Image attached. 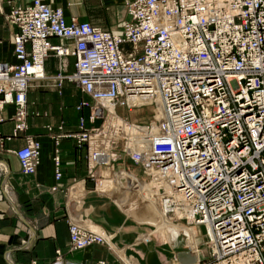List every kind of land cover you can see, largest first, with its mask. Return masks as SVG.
<instances>
[{
    "label": "built area",
    "instance_id": "built-area-1",
    "mask_svg": "<svg viewBox=\"0 0 264 264\" xmlns=\"http://www.w3.org/2000/svg\"><path fill=\"white\" fill-rule=\"evenodd\" d=\"M122 3L127 18L119 32L66 19L60 6L43 0L10 4L4 17L16 26L10 35L14 61L0 60V107L13 105L6 137L26 127V89L31 79L46 77L44 57L54 54L62 64L72 55L73 69L55 73V82L66 78L85 92L90 99L76 107L87 105L88 118L101 121L85 127L79 117L75 132H57L53 138L72 136L77 145L86 143V175L93 184L100 177L98 164L111 166L127 156L146 168L148 180L172 189L158 187L162 215L178 209L172 220L190 217L201 227L207 253L182 264H264V0ZM51 35L68 42L51 43ZM143 98L158 112L147 152L127 151L124 143L120 151L113 142L111 164L101 151L92 154L88 139L108 111L101 102L124 106ZM144 125L150 128L149 122ZM39 147L34 135L24 134L12 150L23 173L35 170ZM53 163L57 178V154ZM66 220L69 249L92 243L110 247L105 230L67 212ZM21 244L27 246L28 239ZM55 253L58 257L59 250Z\"/></svg>",
    "mask_w": 264,
    "mask_h": 264
},
{
    "label": "crops",
    "instance_id": "crops-1",
    "mask_svg": "<svg viewBox=\"0 0 264 264\" xmlns=\"http://www.w3.org/2000/svg\"><path fill=\"white\" fill-rule=\"evenodd\" d=\"M26 1L0 2V60L14 61L10 35L16 30V26L5 19L4 12L10 4ZM43 1L60 6L66 19L74 17L87 20L93 25L114 32L120 31L123 20L127 18L122 0ZM48 40L51 43L68 42L54 35L48 36ZM73 60L72 55H66L61 64L54 54L44 57L42 67L46 77L29 81L25 93L26 127L18 135L6 137L10 135L13 127L12 103H3L0 107V264H52L57 258L60 261L56 264H92L97 259H103L104 264H121L114 254L124 259L125 264H158V260L163 264L164 250L159 249L155 242H140L135 235L132 219H127L117 203L123 204L130 214L136 204H142L140 199L135 198L136 194L143 193L141 195L146 199V203L141 209V214L143 218L155 224V228L150 232L157 231L159 220L162 223L169 222L166 238L172 245L173 253H177L175 249L183 238L179 231L172 232L173 225L187 230L192 234L193 240L201 238L200 229L196 226L183 228L177 223L160 219L154 180L148 188V181L143 182L142 188L141 185L138 188L129 186V183L137 181V177H147L146 170L144 174L137 173L142 171L140 164L131 163L130 167V163L122 161L116 165H102V186L97 187L86 175V143L77 145L72 136H61L56 140L53 138L57 132H75L79 117L83 118L85 127L93 125L88 118V106L76 107L80 100H88L89 96L68 79L62 78L60 83L56 84L53 77L58 71L70 72L73 69ZM128 104L139 103L133 100ZM116 109L115 107V113ZM129 117L131 116L128 115ZM58 124L61 125L60 128ZM104 124L105 122L102 123L101 130L105 129ZM46 125H49L50 129H47ZM24 134L34 135L40 145L39 160L31 173H23L20 170L12 151L23 143ZM102 142L91 135L88 139L90 152L94 154L99 151L100 145H104ZM54 154L58 156L60 174L57 178L54 177ZM92 160L93 158L90 163ZM115 166L118 171L114 169ZM123 166L124 169L120 170ZM123 179L128 181L127 188L122 184ZM52 185L55 187L50 188ZM66 212L72 219L107 231L111 236V249L98 243L69 249ZM22 239H28L27 246L21 244ZM188 246L185 249L193 254L194 258H197V248H205ZM55 249L59 250L58 257Z\"/></svg>",
    "mask_w": 264,
    "mask_h": 264
},
{
    "label": "rangeland",
    "instance_id": "rangeland-1",
    "mask_svg": "<svg viewBox=\"0 0 264 264\" xmlns=\"http://www.w3.org/2000/svg\"><path fill=\"white\" fill-rule=\"evenodd\" d=\"M124 46L126 48H129V43H124ZM63 73H68V72H63ZM137 101L139 103L137 105H131V104H127V105H124V106H122V105H118V106L111 105V106L107 107L108 108V114L104 118L105 119V121H104L105 122V124H104L105 129H102V132H106L107 133L106 136H108L110 138L111 144L113 142H115L114 146H115V148L117 150L121 151L123 143H124V149L125 150L134 151V152H136V151H138L140 149L145 150V147L148 146V140L149 139H147V138L144 139L143 137H144L145 134H141L142 132L137 127H136L137 129L134 130V132H133L134 134L132 133V135H134L137 138V140H133V141H131V143L127 144V142H128L127 140H128L129 136L122 134V131L124 133L127 130L125 129V127H123V129H120V126L121 127L123 126L122 122L120 120H118L117 117H114V116L109 114L110 108L113 107L112 109L114 110V108L116 107L117 109L115 110L116 111L115 114L120 119L126 120V121L129 122V124L134 125V126H137V125L145 126L144 123H146V122L150 123V121L158 114V112H157L156 106L153 104V101H149L148 98H143L141 100L138 99ZM128 115L131 116V117L128 118ZM91 121L93 123L92 126L96 127V126H98L100 124L101 118H94ZM100 130H101V127H100ZM100 130L98 132L92 134V136L94 137V136L97 135V137L98 136L100 138L103 137V134L101 133ZM143 146H144V148H143ZM100 147L102 148V145H100ZM104 151L105 150H103V148H102L101 152L103 153ZM141 154H143V153H141ZM122 161L130 163L129 166L131 165V163L132 164H136L129 157L126 156V157H123V158L116 159L114 161V165H116L117 163H122ZM114 169L116 171H118V168H116V166L114 167ZM123 169H124V166H123L122 170ZM125 169H126V167H125ZM120 170H121V168H120ZM141 170L142 171L139 170L137 173H139V174L143 173L144 174L146 168L141 165ZM146 174H147V171H146ZM100 177H101V175H100ZM134 177H133V180L135 179ZM139 177H137V181H134V183H132V184L129 183V186H131L132 188H134V187L138 188V186L140 187V185H141V188H142L143 182L144 181H146V182L148 181V184L145 183L146 185H148L147 186V188H148L149 185L151 184V181L148 180V175H147L146 178H144L143 176H142L143 178L142 177L139 178ZM124 179H125V177H124ZM124 179L122 180V184H124V186H126V188H127L128 187V184H127L128 181L126 182V180H124ZM129 180H130V182H132L131 178ZM154 182H155V185H156L157 181H154ZM154 182H153V184H154ZM164 185H165L164 189H167L166 184H164ZM143 187H144V185H143ZM158 190L159 189H158V186H157L156 187V192H157L156 194H157L158 202H159L160 196H159V191ZM141 194H143V193L136 194L137 196L135 198H137V200L140 199L142 204H140V203L136 204L133 207V212H130V214H129V212H127V210L125 209L123 204L119 205L117 203V205L125 213V215L127 216V219L129 221L132 219V222L134 224V229H135V235L138 236V238L140 239V242L146 243V244L154 243V242L157 243L158 244V248L161 249V250H164L163 251L164 252L163 264H174V262H176V261L172 260V256H173L172 245L170 244V242L166 238V233L169 232V229L167 227L169 222L162 223L159 220L158 221L159 227H158L157 231L150 232L151 229L153 230L155 228V224L149 222L147 220V218H143L144 216L141 214V212H142L141 209H142L143 205L146 203V199L144 197H142ZM110 197H111V199L113 201H115L112 196H110ZM171 222L177 223V225L179 227H183V228H188L189 226H194V225H189L188 222L187 221L185 222L184 219L173 220ZM199 228H200V232H201L200 234H201L202 242L200 244H198V245H195V247H197V246H205V245L207 246V243H205V241H204L205 238L202 236L203 231H202L201 227H199ZM188 247H189L188 245H185L183 247H180L179 250L181 251V250H184L185 248H188ZM110 249H111V247H110ZM114 257H116L115 259H117V261H119L118 263L125 264L124 263V259L118 257V255L114 254ZM112 259H114V258H112ZM158 264H161L159 260H158Z\"/></svg>",
    "mask_w": 264,
    "mask_h": 264
},
{
    "label": "bare ground",
    "instance_id": "bare-ground-1",
    "mask_svg": "<svg viewBox=\"0 0 264 264\" xmlns=\"http://www.w3.org/2000/svg\"><path fill=\"white\" fill-rule=\"evenodd\" d=\"M62 9V8H61ZM101 104H103V105H105V106H107V107H109V106H111V105H109V104H107V103H104L103 101L101 102ZM113 108V107H112ZM112 108H110V111H109V114L110 115H112V116H114V117H117L118 118V120H120L121 122H122V124H123V126L121 127L120 126V129H123V127H125V129L127 130H125L126 132H124L123 133V131H122V134L123 135H128L129 137H128V142H127V144L128 143H131V141H133V140H137V138L134 136V135H132V133L134 132V130H136L137 128L142 132L141 134H145L144 135V139H149V135L150 134H152V132H154V131H156V125H155V118H153L151 121H150V128H146L145 126H141V125H137V126H134V125H131V124H129V122L128 121H126V120H122V119H120L116 114H115V112H114V110L112 109ZM108 109V108H107ZM107 114H108V111H107ZM106 114V115H107ZM106 117V116H105ZM104 121H105V119H104ZM103 121V122H104ZM137 127V128H136ZM101 131V133L103 134V137H97V135L96 136H92L93 138H99V139H101L103 142V144L104 145H102V148H103V150H105L104 152H103V158H104V160L109 164L110 162H109V159L111 158V141H110V138L108 137V136H106V132H102V130H100ZM134 134V133H133ZM142 137V136H141ZM90 138V137H89ZM116 141V140H115ZM149 141V140H148ZM146 147H148V146H146ZM146 147H145V150H142V149H140V150H138V151H136L137 153H139V154H141V153H144V152H147V150H146ZM102 148H100V150L99 151H101V149ZM99 151H97V152H99ZM96 152V153H97ZM106 152V153H105ZM95 159V158H94ZM92 162H93V160H92ZM91 162V163H92ZM111 164V163H110ZM102 165H104V164H102ZM102 165H100V164H98V166H97V168L95 169L96 171H97V173H101V167H102ZM107 166H110V165H107ZM99 179H98V181H97V184H96V186L97 187H101L102 186V178L101 177H98ZM154 181H157L156 182V185H154L153 187L154 188H156L157 186L159 187V186H165L164 184V182H162V181H160V180H154ZM155 184V183H154ZM169 186V185H168ZM168 186H166L167 187V189H165L166 191H171L172 189L170 188V187H168ZM156 190V189H155ZM155 192V191H154ZM173 199H175V200H178L179 201V194L178 193H176L175 191H173ZM163 204L161 203V201L159 200V216H160V218L162 219V220H166V221H173L172 219H174V218H176V217H178L179 215H180V213L178 212V209L176 210V212L174 213V215H172V216H170L171 214H166V215H162L160 212V209H162L163 208ZM189 218L190 217H188V219H187V222H188V224L189 225H194V226H196V227H198V225L197 224H193V223H191L190 221H189ZM199 228V227H198ZM173 231H179L182 235H183V238H182V241H181V243L176 247V249H175V251L177 252V253H173V259H174V261H177L178 262V256H177V254H178V248H180V247H183V246H185V245H191L192 247H194L195 245H198V244H200L201 243V238H197V240H196V238H194V240L193 239H191V236H192V234L191 233H189L187 230H183V229H180V228H178L177 226H175V225H173V229H172V232ZM85 247V246H84ZM205 248H200V249H196L195 250V255L197 256V257H200V256H203V255H205L206 253H207V246L205 245L204 246ZM183 251H186V249H184ZM58 261H60V259H56L52 264H56ZM58 264H60V263H58ZM182 264V263H181Z\"/></svg>",
    "mask_w": 264,
    "mask_h": 264
},
{
    "label": "water",
    "instance_id": "water-1",
    "mask_svg": "<svg viewBox=\"0 0 264 264\" xmlns=\"http://www.w3.org/2000/svg\"><path fill=\"white\" fill-rule=\"evenodd\" d=\"M177 256L180 263L190 262L194 260L193 254H191L189 251H178Z\"/></svg>",
    "mask_w": 264,
    "mask_h": 264
}]
</instances>
